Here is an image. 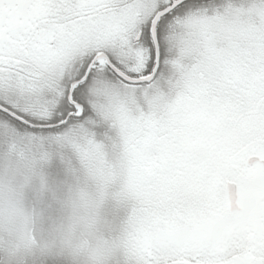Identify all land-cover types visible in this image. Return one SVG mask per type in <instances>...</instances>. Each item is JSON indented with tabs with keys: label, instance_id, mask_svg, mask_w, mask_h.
<instances>
[{
	"label": "snow or ice",
	"instance_id": "6c2138e0",
	"mask_svg": "<svg viewBox=\"0 0 264 264\" xmlns=\"http://www.w3.org/2000/svg\"><path fill=\"white\" fill-rule=\"evenodd\" d=\"M5 171L98 264H264V0H0Z\"/></svg>",
	"mask_w": 264,
	"mask_h": 264
},
{
	"label": "clouds",
	"instance_id": "9594fccd",
	"mask_svg": "<svg viewBox=\"0 0 264 264\" xmlns=\"http://www.w3.org/2000/svg\"><path fill=\"white\" fill-rule=\"evenodd\" d=\"M89 193L85 192L84 197ZM61 211L54 214L46 204L41 185L30 187L0 177V260L4 264H43L42 256L67 253L70 264H98L97 234L102 225L88 219L87 210L73 191L61 198Z\"/></svg>",
	"mask_w": 264,
	"mask_h": 264
},
{
	"label": "rangeland",
	"instance_id": "374dc122",
	"mask_svg": "<svg viewBox=\"0 0 264 264\" xmlns=\"http://www.w3.org/2000/svg\"><path fill=\"white\" fill-rule=\"evenodd\" d=\"M111 208V206H109Z\"/></svg>",
	"mask_w": 264,
	"mask_h": 264
}]
</instances>
